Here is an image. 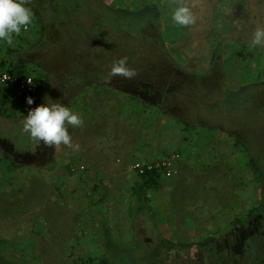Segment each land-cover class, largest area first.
Returning <instances> with one entry per match:
<instances>
[{"label":"rangeland","instance_id":"obj_1","mask_svg":"<svg viewBox=\"0 0 264 264\" xmlns=\"http://www.w3.org/2000/svg\"><path fill=\"white\" fill-rule=\"evenodd\" d=\"M105 2L130 8L145 3L158 4L165 46L171 58L177 57L170 60L163 52L156 53L142 32L134 39L127 31L113 30L114 26L109 24L108 33L101 35L103 69L110 72L115 62L126 58V66L134 65L137 68L131 70L139 73L130 78L108 79L110 84L96 89L112 84L113 94L121 96L114 99L112 106L129 107L133 111L139 103V116L143 102L145 141L151 146L145 148V155L141 157L131 156L126 161L118 154L111 163L95 168L93 163H77L79 154L74 152L78 150L72 147L63 144L46 147L43 143L37 146L22 131L25 115L22 112L14 111L10 117L0 116V152L9 151L14 158L12 161L20 164L10 171L5 170L8 174L4 178L10 180L8 183L2 181L0 174V246L30 264H80V259L86 255L97 254L94 220L105 217L119 242L128 241L133 231L147 247L160 237L186 242L210 236L218 252L238 255L249 264H259L258 258L263 253L260 242L264 238V213L249 223L232 225V220L242 217L257 198V184L246 167V156L235 147L232 136L248 142L264 161V116L261 114L264 88L245 96L246 101L234 99L223 104V87L236 90L254 77L246 73L249 66H234L232 56L226 55L221 61L227 68H222L223 71L219 68L223 74H205L211 42L226 41L224 46L231 49L234 35H248L249 28L239 19L243 14L235 6L238 2ZM181 2L192 8L196 17L194 24L181 26L172 21V11ZM85 42L80 40L78 46L84 47ZM99 48L92 45L90 54L95 56ZM45 62L49 60L45 58ZM59 86L53 85L41 103L49 98L59 100L84 117L85 107L81 110L80 102L72 100L74 96L69 93L62 94ZM234 103L235 106L229 105ZM229 107H235V111ZM172 116L195 124V130H180L185 124L174 122ZM88 127L84 121L80 127L68 126L73 144L74 133L87 132ZM27 148L36 151L32 158L24 156ZM171 153L179 154L176 174L161 175L160 187L149 192L155 223L139 219L137 226H133L130 186L137 172L131 164L155 161ZM62 158L66 160L64 169L54 170ZM47 163L49 170L41 171L40 166ZM190 256L197 262L202 252ZM174 258V264H178L183 256L178 254Z\"/></svg>","mask_w":264,"mask_h":264},{"label":"trees","instance_id":"obj_2","mask_svg":"<svg viewBox=\"0 0 264 264\" xmlns=\"http://www.w3.org/2000/svg\"><path fill=\"white\" fill-rule=\"evenodd\" d=\"M28 6L33 12V21L29 29L23 34L14 35L11 44L0 41V70L34 74L40 82L39 97L29 105L12 96L8 90L0 88L1 117H10L14 111L26 115L30 108L42 102L55 84L60 85L62 94L69 93L70 96H74L72 97L74 100L89 88L110 84L108 79L113 81L124 77L110 76L109 70L103 69L101 35L108 33L109 24L114 26L113 30L127 31L134 39L142 32V35L147 37V44L156 50V53L163 52L172 60L165 46L161 11L156 3L128 8L109 4L105 0H28ZM80 40L86 41L84 47L78 46ZM133 42L136 43L135 40ZM92 45L98 48L101 46L95 56L90 54ZM86 52L88 54H85ZM45 58L49 60L48 63L45 62ZM127 67L137 68L134 65L130 66L129 63ZM134 72L135 75L139 73ZM262 88L264 81L251 82L236 90L223 87L222 103L226 104L227 100L234 99L246 101L245 96L254 94L255 89ZM229 105L235 106V103ZM261 114L264 116V108L261 109ZM177 120L185 124L186 127L182 130H195V124L179 118ZM232 138L235 147L246 156V167L257 184L255 204L242 217L237 216L232 220L233 226H239L264 213V161L259 153L250 148L248 142L240 137ZM4 158L9 160L7 155ZM9 162L17 166L13 161ZM136 175L130 186V217L133 226H137L139 219L153 225L155 213L150 204L149 192L160 187L161 173L152 169ZM94 234L98 252L81 258L80 264H174V256L178 254L183 256L178 264H249L238 255L218 252L212 246L210 236L186 242H174L166 237H160L152 246L147 247V243L138 240L133 231L128 241L119 242L105 217L95 218ZM260 245L263 253L258 258V263L264 264V238ZM198 251L202 252L201 259L193 262L195 259L190 255ZM0 264L28 262L6 247H1Z\"/></svg>","mask_w":264,"mask_h":264},{"label":"crops","instance_id":"obj_3","mask_svg":"<svg viewBox=\"0 0 264 264\" xmlns=\"http://www.w3.org/2000/svg\"><path fill=\"white\" fill-rule=\"evenodd\" d=\"M236 1L238 3H236L237 5L235 4V6L237 7L238 11L242 12L243 14V16L239 19L242 20L244 24L249 28L248 35L246 37H236V35H234L231 42L232 46H230L231 49L224 46V43H226V41L218 39L216 42H211L214 45L212 46L211 44L208 49V51H210L208 56L209 61L206 66L207 68L205 69V74H223L222 71L224 68H227V66H225V64H222L221 59L228 55L229 57L232 56L233 60L235 61V63L233 64L234 66H249L246 73L250 75L252 74L254 77L250 79L246 84L256 81H264V45L256 46L251 44L253 32L256 27H264V0ZM223 51H226L225 54L223 53ZM184 57H186V55ZM174 58L177 57L174 56ZM178 58H180V56ZM219 68H223L222 71H219ZM111 85L109 87L100 88L99 90H97L96 88H89L88 90H86V92L81 93L77 98L78 102H80L81 105L79 108H81L82 110V107H85L86 111V118L84 119L85 116L81 118L89 125L87 132L80 131L78 135L74 133V144L79 145L78 153L74 152V154H79L77 157V163L81 162L85 163V165H88V163H93L92 167L97 168L96 165L104 164L107 162L111 163L113 158L118 157L119 155L121 159H126V161H128L129 157L131 156L141 157L145 155V148L151 146L146 145L145 141V106L143 102L137 100L139 98L136 99L137 102L142 103L140 116L139 103H137V108L133 111H130L129 107L124 106L114 108L112 106L114 99L121 98V96L113 94ZM177 119L178 118L172 116V120L174 122H177ZM180 130H182L181 127ZM185 146L186 145L182 146V149ZM33 149L27 148L25 150L24 156L32 158V156H34L36 153V151H34ZM42 154L43 153H41V155ZM5 155H7L9 160L11 161L12 159L14 160V158L9 151L0 152L1 178L4 183H8L10 180L8 178H4L8 174L5 170L10 171V168L19 167L20 164L16 163V161H13L17 164L16 167L13 166L8 159L4 158ZM1 156H3L2 159ZM65 161L66 160L62 158V160L60 161L61 163H57V167L53 169H64ZM175 167L177 169L178 159L175 161ZM40 168L41 171H48V163L45 164V166L41 165ZM2 172H5L6 174H3ZM1 247L2 246H0V248ZM25 261L30 264L28 260Z\"/></svg>","mask_w":264,"mask_h":264},{"label":"clouds","instance_id":"obj_4","mask_svg":"<svg viewBox=\"0 0 264 264\" xmlns=\"http://www.w3.org/2000/svg\"><path fill=\"white\" fill-rule=\"evenodd\" d=\"M172 21L181 26L192 25L196 17L187 3H178L171 14ZM33 21V12L28 6V0H0V41L12 43V37L19 35ZM252 45H264V27L258 26L253 32ZM132 77L134 70L126 66V58H121L110 68V76ZM29 83L31 81L28 80ZM29 105L33 103L31 97H26ZM82 118L59 100L48 99L44 103L30 108L22 120V131L36 142L46 147H55L63 144L79 149L73 144L68 132V126L80 127Z\"/></svg>","mask_w":264,"mask_h":264},{"label":"built area","instance_id":"obj_5","mask_svg":"<svg viewBox=\"0 0 264 264\" xmlns=\"http://www.w3.org/2000/svg\"><path fill=\"white\" fill-rule=\"evenodd\" d=\"M29 29H22L20 34H23ZM31 81V83L28 82ZM0 88L8 90L14 97L21 99L25 104H28L26 97H31L33 103L39 97L40 82L31 73L17 74L8 70H0ZM179 158L178 153H171L155 161H134L131 168L138 174H142L147 170H159L161 175L171 177L176 174L175 161Z\"/></svg>","mask_w":264,"mask_h":264},{"label":"flooded vegetation","instance_id":"obj_6","mask_svg":"<svg viewBox=\"0 0 264 264\" xmlns=\"http://www.w3.org/2000/svg\"><path fill=\"white\" fill-rule=\"evenodd\" d=\"M260 215V214H259Z\"/></svg>","mask_w":264,"mask_h":264}]
</instances>
